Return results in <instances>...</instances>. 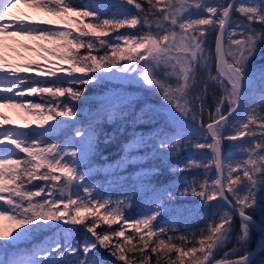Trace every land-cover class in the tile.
<instances>
[{
  "label": "snow or ice",
  "instance_id": "snow-or-ice-1",
  "mask_svg": "<svg viewBox=\"0 0 264 264\" xmlns=\"http://www.w3.org/2000/svg\"><path fill=\"white\" fill-rule=\"evenodd\" d=\"M261 53L264 0H0V264H253V232L264 251ZM108 80H133L165 103L137 111L115 92L78 119L74 102ZM210 87L222 92L214 110ZM34 95L52 99H24ZM115 120L133 131L107 169L195 150L169 168L182 174L172 184L149 188L159 169H140L132 190L138 182L150 198L136 215L126 214L131 196L112 200L88 182L99 124ZM149 122L152 134L135 131ZM58 130L61 142L42 139ZM225 141L236 143L226 151ZM188 196L199 204L174 203ZM206 215L204 228L180 231Z\"/></svg>",
  "mask_w": 264,
  "mask_h": 264
},
{
  "label": "trees",
  "instance_id": "trees-1",
  "mask_svg": "<svg viewBox=\"0 0 264 264\" xmlns=\"http://www.w3.org/2000/svg\"><path fill=\"white\" fill-rule=\"evenodd\" d=\"M84 2H87V0H84ZM130 11H135V9L132 8V6H127ZM126 29H121L120 31L123 32ZM128 31H132L131 29H127ZM112 35H115V33H112ZM81 54H84L86 52V49H81ZM94 54H96L94 52ZM257 64H264V53H261L259 57L256 59ZM213 72H215V69L213 68ZM115 92H119L125 96H127L130 100H134L135 108L137 111L141 109L145 103H148L149 105H160L165 103L162 100V97L157 94H153L146 90V86H143L142 84H138L133 80H108V81H102L99 84H92L87 86V91L85 93V100L81 104H78V108L80 109V113L84 112L79 118L81 120L87 118L90 114L99 111L102 107V102L106 100V98L110 95H112ZM222 94L221 90L219 88L210 87L208 95L206 96V104L210 110H214L215 107V99L214 97H219ZM77 105V104H76ZM63 119V118H61ZM130 119V118H129ZM208 116L207 112L204 114V121L207 122ZM158 127L157 122H149V123H142L137 124L135 127V131L137 133H145L146 135L152 134L153 130ZM121 128H123V131H121ZM133 129L131 124L124 123L122 124L121 121L115 120L113 122H101L99 124V133H98V143H97V154L92 157L93 163L96 165V167L93 168L94 176H91L92 180H98L99 183L102 181H108L106 184V188L111 193H117L118 196H124L126 195V192L131 193L132 197V208H135L132 211L133 214H137L144 205L147 204L148 197L146 195L145 190L139 188L138 182L135 185V190L133 191L134 186V178L131 177L132 175H135L140 171V169H151V168H158L159 171L155 175L150 176L151 183L148 185V187L153 186H162V185H168L172 184L177 181L178 176L182 175L180 173H174L169 170V168L172 165L175 164H181L184 162L189 155L193 154L195 152L194 149L188 147L187 150L183 148L181 151H179L175 156L171 157V159H167L165 161H161L158 158H149L143 162H137L135 164L127 163L125 164V168L122 172L120 171H109L107 168L104 167L105 164H110L114 161H117L120 159L122 153V146L128 142V140L131 138V133ZM63 134L58 130L55 133H49L47 138H53L57 139V137H62ZM112 136L113 139L110 142L105 143V139L107 137ZM229 143H236V142H230L225 141V150L227 151V145ZM145 151H150V149H145ZM205 155L210 156V152L208 150H203ZM104 157L107 159L105 160ZM197 158H199V153H197ZM105 168V175L102 177L97 176L102 169ZM93 171V172H94ZM183 175H190L188 173H185ZM96 178V179H95ZM42 182V181H40ZM141 190V191H140ZM2 203V202H0ZM177 205H184L185 207H193L194 205L199 204V198L188 196L183 199H177L174 201ZM216 203V202H213ZM212 212V209H208V215H210ZM163 216V214H162ZM256 216H259V213H256ZM165 220L168 219L167 216H163ZM208 223V216H203L201 218L192 217L189 220V223L187 225H178L181 232H184L185 228L187 229V232H193L197 231L199 229H202L205 227V225ZM104 226V225H103ZM234 226L236 232L239 231V220L234 218ZM107 227V226H104ZM46 234H38V239H42L43 236ZM77 239H80L82 236L81 232L74 233ZM257 237L255 234L252 233L251 240L249 244V249L251 250L254 247V243H256ZM235 244V240L228 242L227 245L220 249L216 253V257L222 258L223 253L227 251L228 249H231L233 245ZM174 255V254H173ZM109 260H114L112 257H106ZM253 264H264V251H259L253 258ZM115 264H120V262L116 261Z\"/></svg>",
  "mask_w": 264,
  "mask_h": 264
},
{
  "label": "rangeland",
  "instance_id": "rangeland-1",
  "mask_svg": "<svg viewBox=\"0 0 264 264\" xmlns=\"http://www.w3.org/2000/svg\"><path fill=\"white\" fill-rule=\"evenodd\" d=\"M20 8L22 9V10H26V9H24V5H20ZM85 22L87 23L88 21L87 20H85ZM94 54V53H93ZM55 62V61H54ZM41 63H43V61H41ZM52 78H46V77H37V80H51ZM33 86H38V85H33ZM24 99L25 100H32V101H35V102H42V101H44V100H51L52 98L51 97H48V96H43V97H41V96H37V95H34V96H26V97H24ZM84 100L85 99H83V104H86V103H84ZM82 102H74V103H76L77 105L76 106H78V104H81ZM82 114H84V112H81V114L79 115V116H81ZM79 116H78V119H80L79 118ZM86 119V118H85ZM78 126H80V125H78ZM42 139H44V140H47L48 142H53V143H59V142H61L63 139H64V135L60 138V137H57V139H53V138H47V137H42ZM187 148L188 147H185V149L187 150ZM21 156H23V154H20ZM188 158V157H187ZM185 162V161H184ZM183 163V162H182ZM125 168V165H123V169ZM123 169H122V171H123ZM107 170H109V171H113V169H107ZM94 170L92 169L91 170V172H90V174H89V183L91 184V185H94V186H96V188H97V190H102L103 191V193H104V195L106 196V198H111L112 200H116V199H125V197H127V196H130L131 195V193H127L126 192V195L124 196V198L122 197V196H118V194L117 193H111L106 187V183L108 182V181H102L101 183H99L98 182V180H92L91 179V176H94V173L96 172V171H94ZM105 168L104 169H102L101 171H100V173L97 175V176H99V177H102V176H104L105 175ZM122 171H120V172H122ZM131 177H133L134 179H135V175H132ZM96 179V178H95ZM43 182H40L39 180H37V181H34L33 182V184L34 185H40V184H42ZM29 187H31V185H29ZM141 191V190H140ZM132 205H133V202H132ZM147 206V204L146 205H144V207H146ZM133 209H135V208H129L128 210H127V212H126V214H131V215H135V214H133L132 213V211L131 210H133ZM6 223V222H5ZM120 225L119 224H117V225H113V227H119ZM102 227H104L103 225H102ZM100 229H98V231H99ZM253 234H255L256 235V237H257V233L256 232H253ZM36 239H38V237H36ZM258 240V239H257Z\"/></svg>",
  "mask_w": 264,
  "mask_h": 264
},
{
  "label": "water",
  "instance_id": "water-1",
  "mask_svg": "<svg viewBox=\"0 0 264 264\" xmlns=\"http://www.w3.org/2000/svg\"><path fill=\"white\" fill-rule=\"evenodd\" d=\"M234 218H236V219L239 220V217H238V216H235ZM251 250H253V256H252V258H253V257H254L259 251H261V248H260V246H259V244H258V241H256V243H254V247H253Z\"/></svg>",
  "mask_w": 264,
  "mask_h": 264
}]
</instances>
